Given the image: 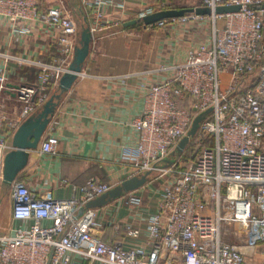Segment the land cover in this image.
<instances>
[{
  "label": "built area",
  "instance_id": "obj_1",
  "mask_svg": "<svg viewBox=\"0 0 264 264\" xmlns=\"http://www.w3.org/2000/svg\"><path fill=\"white\" fill-rule=\"evenodd\" d=\"M78 1L84 25L94 39L107 28V8L113 0ZM40 2L0 0V15L16 30L28 31L27 22L41 20L51 27L64 54L50 63L3 54L0 179L5 157L14 149L15 132L51 98L54 85L69 71L80 39L79 24L63 3L42 10ZM199 2V7L210 8L212 14L187 13L179 20L209 17L210 43L170 65L173 76L149 87L145 108L133 122L138 141L121 155L130 166V177L161 168L173 175L157 191V209L148 216L150 250L105 240L103 225L97 221L98 208L80 213L87 202L114 185L91 178L86 185L74 187L70 197H40L18 176L10 184L17 224L0 235V264H264V0ZM221 5H239L240 9L215 13ZM154 12L148 9L139 19ZM11 61L37 70L35 82L12 89L21 105L14 120L9 119L6 104ZM208 109L185 150L171 156L195 118ZM59 147L58 135L46 131L38 150L56 156ZM190 148L193 157L184 158ZM120 198L129 205L143 204L137 190ZM126 229L129 236L140 233L130 226ZM232 236L240 243L226 241Z\"/></svg>",
  "mask_w": 264,
  "mask_h": 264
},
{
  "label": "crops",
  "instance_id": "obj_2",
  "mask_svg": "<svg viewBox=\"0 0 264 264\" xmlns=\"http://www.w3.org/2000/svg\"><path fill=\"white\" fill-rule=\"evenodd\" d=\"M63 1L46 5L40 2V8L45 10L63 3L78 23L73 14L82 16L80 4L68 10ZM199 3L197 0H113L107 8V28L95 34L72 87L62 91L58 82L52 90V95L61 97L46 131L58 135L59 154L49 156L40 154L38 148L30 150L28 164L19 174L38 196L67 198L73 195L74 187L86 185L91 178L115 187L131 176L130 166L122 161L121 155L124 148L138 141L133 122L145 108L149 87L172 77L174 70L170 65L179 64L190 51L209 44L211 33L199 42L182 29V25L192 21L183 22L179 18L168 20L162 25L164 28L157 26L152 31L142 23L131 26L125 23L139 19L148 9L196 8ZM25 25L28 31L19 32L16 25L0 15V64L4 63L3 54L49 63L64 57L62 46L48 24L37 20ZM8 69L10 90L6 104L8 117L14 120L21 105L12 89L35 82L37 70L28 63L12 61ZM152 180L153 177L137 190L143 198L141 206L129 205L119 198L98 208L97 221L103 225L106 240L122 241L127 248L150 250L147 220L157 209V191ZM3 206L0 235L11 232L17 224L12 216L11 199L9 207ZM127 226L140 233L129 236Z\"/></svg>",
  "mask_w": 264,
  "mask_h": 264
},
{
  "label": "water",
  "instance_id": "obj_3",
  "mask_svg": "<svg viewBox=\"0 0 264 264\" xmlns=\"http://www.w3.org/2000/svg\"><path fill=\"white\" fill-rule=\"evenodd\" d=\"M239 5H221L215 9V13H227L239 11ZM187 13H195L197 15H211L212 10L208 7L196 8H180V9H165L155 11L152 14L146 15L141 19L130 20L125 23V26L136 25L143 22L144 25H150L161 20H173L185 16ZM93 40V34L86 25H82L80 32L79 44L76 47L74 59L69 66V71L65 73L59 81L62 91H66L72 87L86 58L90 52V45ZM60 94L52 95L51 98L44 104L43 108L35 115L25 120L17 129L14 134L12 144L14 149L7 153L4 160L3 182L11 184L20 174V172L27 166L30 150L37 149L41 139L50 123L55 109L60 99ZM57 99V100H56ZM211 111L208 109L198 115L189 130L188 134L179 142L176 149L172 152L171 156L175 157L181 154L187 147L190 137L194 136L197 132L199 124L206 118V115ZM171 159H167V163H171ZM151 172H146L140 176H132L125 179L118 186L111 188L108 192L98 196L97 198L86 203L80 213L90 208L103 207L130 191H135L146 185L149 181Z\"/></svg>",
  "mask_w": 264,
  "mask_h": 264
},
{
  "label": "rangeland",
  "instance_id": "obj_4",
  "mask_svg": "<svg viewBox=\"0 0 264 264\" xmlns=\"http://www.w3.org/2000/svg\"><path fill=\"white\" fill-rule=\"evenodd\" d=\"M54 1V2H53ZM62 0H41V3L43 2L44 5H46V3H60ZM65 3L67 4L68 10L71 9L72 5H76L78 4L79 6V1L78 0H64ZM63 1V2H64ZM197 2H199V0H197ZM82 16L81 14H73L74 17L77 19L78 23H79V28L81 30L82 27V19L84 17L83 12ZM192 22H187V21H183V22H187L185 25L183 26V30L188 31L189 33H187V35L191 34L190 36L192 37L194 35L195 39L197 41H204V39L211 33V26H212V22L209 18L206 17H199L196 19L191 20ZM166 24V23H165ZM142 26V25H140ZM165 26H161V28H164ZM159 27L154 26V27H149L148 30L152 31V30H156ZM191 154V155H190ZM193 152L191 153V148L185 153L184 158H190L193 157ZM169 164H164L161 163V166H168ZM151 177H153L152 180V184H153V189H155V192L158 191L159 189L163 188L166 184H168V182H170L173 179V175L171 173H166L164 172V168H161L160 170H156L153 171L151 174ZM157 193V192H156ZM144 196V194H142ZM10 204V184H5L3 182V179H0V211L2 209V205L9 207ZM3 206V208H4ZM236 229H240V226L236 225L235 226ZM234 231V230H233ZM237 231V230H236ZM226 241L229 242H234L236 244H239L240 242L236 239V237L232 236V237H228L226 238Z\"/></svg>",
  "mask_w": 264,
  "mask_h": 264
},
{
  "label": "trees",
  "instance_id": "obj_5",
  "mask_svg": "<svg viewBox=\"0 0 264 264\" xmlns=\"http://www.w3.org/2000/svg\"><path fill=\"white\" fill-rule=\"evenodd\" d=\"M142 24H144L143 22H141ZM193 152V149L191 150V153ZM191 155V154H190ZM105 239V238H104ZM106 240V239H105ZM108 241H112V240H108Z\"/></svg>",
  "mask_w": 264,
  "mask_h": 264
}]
</instances>
